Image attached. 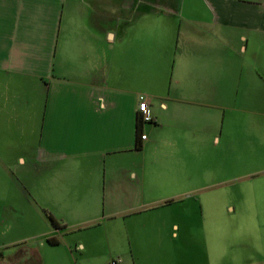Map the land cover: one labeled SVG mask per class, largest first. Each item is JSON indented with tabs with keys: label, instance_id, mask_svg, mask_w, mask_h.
Here are the masks:
<instances>
[{
	"label": "crops",
	"instance_id": "crops-1",
	"mask_svg": "<svg viewBox=\"0 0 264 264\" xmlns=\"http://www.w3.org/2000/svg\"><path fill=\"white\" fill-rule=\"evenodd\" d=\"M0 165L34 172L44 229L23 264L46 246L72 264H264V237L216 258L222 209L159 196L264 175V0H0Z\"/></svg>",
	"mask_w": 264,
	"mask_h": 264
},
{
	"label": "rangeland",
	"instance_id": "rangeland-1",
	"mask_svg": "<svg viewBox=\"0 0 264 264\" xmlns=\"http://www.w3.org/2000/svg\"><path fill=\"white\" fill-rule=\"evenodd\" d=\"M11 165H0V264H23L22 258L26 252L25 245L37 241L33 236L43 228L42 214L38 213L32 203L27 182L31 183L33 170H16ZM247 170L240 168L234 177L227 182L211 184L195 188L184 186L177 188L183 191L180 196H173L174 191L169 187L160 191L159 196L171 198H186L184 202L191 207V211H198L204 206L205 211L213 213L224 211V216L217 219V232L208 233L207 244L216 247L224 261L231 259L232 251L237 253V258H247L250 245L257 254L260 244L263 243L264 219H251L247 216L249 204L255 210L263 211V174L258 176H245ZM235 175V174H233ZM202 204V205H201ZM226 205H234L235 213L226 209ZM213 220L207 219L208 229ZM193 222V220H192ZM212 229L216 228L213 224ZM31 237V238H30ZM192 255L197 257V246L202 243L198 232L190 236ZM24 241H26L24 243ZM45 248L46 264H72L62 246ZM258 248V249H257ZM217 252V255L219 254Z\"/></svg>",
	"mask_w": 264,
	"mask_h": 264
},
{
	"label": "built area",
	"instance_id": "built-area-1",
	"mask_svg": "<svg viewBox=\"0 0 264 264\" xmlns=\"http://www.w3.org/2000/svg\"><path fill=\"white\" fill-rule=\"evenodd\" d=\"M137 118L138 121L142 123H147L153 121V116L150 110V107L148 105L147 100L141 96L139 104L137 106ZM147 138L146 134H141V139L145 140ZM119 259L118 258H112L106 264H118Z\"/></svg>",
	"mask_w": 264,
	"mask_h": 264
},
{
	"label": "trees",
	"instance_id": "trees-1",
	"mask_svg": "<svg viewBox=\"0 0 264 264\" xmlns=\"http://www.w3.org/2000/svg\"><path fill=\"white\" fill-rule=\"evenodd\" d=\"M50 220H51V223L55 226V227H59V223L56 221V219H54L50 214H48ZM49 242H52L51 240H48Z\"/></svg>",
	"mask_w": 264,
	"mask_h": 264
}]
</instances>
